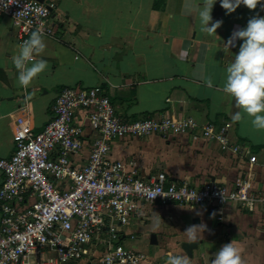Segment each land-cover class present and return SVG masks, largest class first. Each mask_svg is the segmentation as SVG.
I'll return each mask as SVG.
<instances>
[{
  "label": "crops",
  "instance_id": "0c3cea01",
  "mask_svg": "<svg viewBox=\"0 0 264 264\" xmlns=\"http://www.w3.org/2000/svg\"><path fill=\"white\" fill-rule=\"evenodd\" d=\"M43 1L53 4L52 35L43 37L45 51L35 59L46 60L48 68L27 88L19 86L11 61L18 45L15 29L7 17L0 16V159L12 152L14 121L21 114L38 132L50 119L60 89L99 87L123 119L166 116L190 117L198 123L228 121L231 140L247 146L256 157L250 169L245 159L185 135L113 139L109 157L124 172L145 181L163 173L168 180L191 186H229L240 175L250 174L253 188L264 194V131H255L247 117L234 123L231 115L238 109L233 99L217 91L243 41L237 40L229 49L224 44L250 18L264 17L263 0L254 10L240 5L231 14L216 0L212 21H222L216 36L200 31L196 12L184 14V0ZM199 65H204L202 73ZM207 78L212 80L211 88L206 86ZM83 136L81 152L71 159L76 166L86 160L94 137L85 124ZM201 222L208 230L191 250L192 264H211L215 252L231 241L240 249L244 264H264V213L260 208L247 212L234 204L219 209L143 204L119 228L120 243L140 253L143 264H166L169 253H184L179 245L187 243L182 234L186 228ZM135 234L146 239L152 247L149 252ZM149 235L154 236V245L149 244ZM89 256L90 251L70 264H95Z\"/></svg>",
  "mask_w": 264,
  "mask_h": 264
},
{
  "label": "built area",
  "instance_id": "2783aa9c",
  "mask_svg": "<svg viewBox=\"0 0 264 264\" xmlns=\"http://www.w3.org/2000/svg\"><path fill=\"white\" fill-rule=\"evenodd\" d=\"M52 8L43 0H0V16L10 20L18 44L38 29L43 37L52 35ZM50 111L38 132L26 116L17 117L12 152L0 159V264H70L89 251L95 264H143L134 248L122 247L119 229L143 204L216 209L234 204L264 213V194L253 188L250 174L229 186H191L168 180L163 173L145 181L124 172L109 157L113 139L185 135L214 143L219 151L245 159L251 169L256 157L231 140L228 121L123 119L99 87H63ZM84 124L94 137L86 160L76 166L71 159L82 150ZM150 192L162 196L151 198Z\"/></svg>",
  "mask_w": 264,
  "mask_h": 264
},
{
  "label": "clouds",
  "instance_id": "9594fccd",
  "mask_svg": "<svg viewBox=\"0 0 264 264\" xmlns=\"http://www.w3.org/2000/svg\"><path fill=\"white\" fill-rule=\"evenodd\" d=\"M215 2L216 0H184V14L197 13L202 33L215 35L216 30L221 27L222 21H212L211 12ZM259 3L260 0H221L220 7L231 14L240 5L254 10ZM237 40L243 43L240 44L234 60L226 66L225 81L217 91L233 99L234 106L238 109L231 115L234 123L242 122L247 117L255 131H264V17L253 16L248 20L245 28L235 29L224 44V48L235 47ZM16 48L17 52L11 57V61L18 73L19 86L27 88L48 68L46 60L35 59V56L41 55L46 48L42 31L39 29L32 31L29 38L18 44ZM198 67L202 73L204 65ZM205 83L209 88L213 86L211 78H207ZM149 195L154 198L160 194L150 192ZM195 199H197L196 194ZM153 214L161 220L159 215ZM207 230V225L201 222L188 226L182 234L187 237V243L194 244L203 239V233ZM166 264H192V260L184 253L180 255L169 253ZM211 264H244V260L240 249L234 245V241H231L215 252Z\"/></svg>",
  "mask_w": 264,
  "mask_h": 264
},
{
  "label": "water",
  "instance_id": "95a60500",
  "mask_svg": "<svg viewBox=\"0 0 264 264\" xmlns=\"http://www.w3.org/2000/svg\"><path fill=\"white\" fill-rule=\"evenodd\" d=\"M38 2H41L42 0H37ZM149 244L154 245L155 244V239L153 235H149ZM196 244H189V243H181L179 245L180 249L188 256L190 257L191 255V250L195 248Z\"/></svg>",
  "mask_w": 264,
  "mask_h": 264
},
{
  "label": "rangeland",
  "instance_id": "374dc122",
  "mask_svg": "<svg viewBox=\"0 0 264 264\" xmlns=\"http://www.w3.org/2000/svg\"><path fill=\"white\" fill-rule=\"evenodd\" d=\"M136 235V237H139V239H141V246H142V249H146V251L147 252H149V250H151V246H148L147 244H146V239H144V238H142V236L140 235V234H135ZM141 237V238H140ZM122 245V244H121ZM139 246V248H141V246L140 245H138ZM122 247L123 248H126V249H129L130 247H126V246H123L122 245ZM142 249H139L140 251H143ZM145 251V250H144Z\"/></svg>",
  "mask_w": 264,
  "mask_h": 264
}]
</instances>
